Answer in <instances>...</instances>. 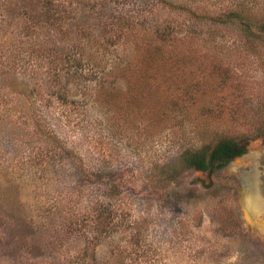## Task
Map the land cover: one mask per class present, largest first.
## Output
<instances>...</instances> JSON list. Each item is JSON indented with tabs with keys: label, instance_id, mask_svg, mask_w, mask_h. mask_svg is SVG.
Returning a JSON list of instances; mask_svg holds the SVG:
<instances>
[{
	"label": "rangeland",
	"instance_id": "374dc122",
	"mask_svg": "<svg viewBox=\"0 0 264 264\" xmlns=\"http://www.w3.org/2000/svg\"><path fill=\"white\" fill-rule=\"evenodd\" d=\"M243 16L264 17V0H55L52 12L0 0V264H264V216L247 211L232 161L209 189L191 184L206 176L194 168L158 180L202 123L236 109L233 130L253 125L264 53ZM35 41L81 68L56 77ZM131 62L150 85L128 89L141 77ZM44 129L59 140L49 150ZM52 149L55 165L40 166Z\"/></svg>",
	"mask_w": 264,
	"mask_h": 264
},
{
	"label": "trees",
	"instance_id": "16d2710c",
	"mask_svg": "<svg viewBox=\"0 0 264 264\" xmlns=\"http://www.w3.org/2000/svg\"><path fill=\"white\" fill-rule=\"evenodd\" d=\"M54 2L55 0H45V7L47 12H52L54 10ZM177 6V5H175ZM180 8H182L179 5ZM243 8V7H241ZM196 15L198 13H195ZM230 19H233L234 16L236 17V13L231 10L229 13ZM219 17V15H218ZM244 17V18H243ZM241 28L244 32V34L247 36L249 42L253 44L252 50H254L253 54H256V56L261 55L264 53V17H260L258 20L254 19L251 16H243ZM225 21H227L225 19ZM120 29V28H119ZM123 30V29H122ZM32 34V32L30 33ZM114 44H111V46ZM34 47H37L36 41L32 44V51L31 54H34L35 59H42L40 62V65L43 63L49 64L52 68V70H55V76L59 77L63 73L71 72L74 67L81 68V64H79L78 60L81 58L77 57L76 54L69 56L67 59L68 61L65 63L61 60L64 59H58L53 58V54H49L47 50H40L35 49ZM48 54V55H47ZM53 56L52 58L48 59V57ZM93 57V56H92ZM169 60H173L174 57L172 55V52H169L168 55ZM37 59V60H38ZM94 63V62H93ZM95 64V63H94ZM93 64V65H94ZM132 62L128 63L125 67H128L130 69H133L134 75L137 77H140V81L138 78H135L137 81L134 84H129V88L131 89L133 87H144L147 85H150L151 80H153L152 75H150L147 70L148 68H144V66L140 65L138 68L134 69L132 66ZM100 66V67H99ZM111 73L110 75H114L113 77L119 78L120 70L122 68V65L120 64V61L115 64H111ZM55 67V69H53ZM95 72H98L101 74V76H107L108 70H107V64L102 63L98 64L96 67ZM140 68H144V70H141ZM157 68V67H156ZM70 70V71H69ZM150 71V70H148ZM157 71L159 69L157 68ZM99 74V75H100ZM129 102V100H125ZM207 111L210 112L212 109L210 107H206ZM212 112V111H211ZM213 112L211 113V115ZM238 114V110L230 109V117L231 120H227L226 122H222L221 124H216V126H210L206 125V123H202L200 126L197 127L198 135H199V141L197 144H193L191 148L186 150L182 155L178 158V164L166 168L163 174L159 177V182L162 185H168L169 182H174L183 172V170L186 169H199V170H205L208 171L213 164H215V169H220L224 167L234 156L239 155L243 152V146L242 142L245 141L247 137L254 136L256 133L260 132L261 129L264 127V103L259 105L256 109H253V111L248 112V116L251 118L250 122H253V125L251 124L249 129H236L233 130L232 126H238V122L236 121ZM217 116V115H216ZM221 116V115H219ZM223 116H221V119ZM239 128V127H238ZM49 136V139L44 144L43 148L45 150H49V148L55 146L59 140H57V135H54L51 137L50 131L47 129H44V133ZM245 133V134H244ZM54 142H53V140ZM201 143V144H200ZM58 155H56L54 149L50 150L49 153L43 154L41 156V159L44 163H40V166L46 165L51 166L52 164L55 165L56 158ZM177 158V159H178ZM52 159V160H51ZM230 183V182H229ZM233 184V183H232ZM234 190H237V187L235 183L233 184ZM117 192V191H116ZM103 217V212H99L97 214V219L100 221ZM98 221V222H99ZM97 223V222H96Z\"/></svg>",
	"mask_w": 264,
	"mask_h": 264
},
{
	"label": "water",
	"instance_id": "95a60500",
	"mask_svg": "<svg viewBox=\"0 0 264 264\" xmlns=\"http://www.w3.org/2000/svg\"><path fill=\"white\" fill-rule=\"evenodd\" d=\"M232 162L242 179L245 193L244 201L247 211L253 219L264 216V134L255 140H249L247 152L235 156ZM242 167V168H241ZM214 165L205 177L197 176L191 184H200L204 188L214 186Z\"/></svg>",
	"mask_w": 264,
	"mask_h": 264
},
{
	"label": "flooded vegetation",
	"instance_id": "af4514ba",
	"mask_svg": "<svg viewBox=\"0 0 264 264\" xmlns=\"http://www.w3.org/2000/svg\"><path fill=\"white\" fill-rule=\"evenodd\" d=\"M247 145H248V142H247V141H246V142H245V141L242 142L243 152H242L241 154H239V155H243V154H245V153L247 152ZM239 155H238V156H239ZM236 156H237V155H236ZM234 158H235V156H234L230 161L234 160ZM230 161H229V162H230ZM229 162H228V163H229ZM228 163H227L225 166H227ZM213 165H214V170H215V164H213ZM213 165H212V166H213ZM212 166H211V167H212ZM201 171L206 172V174H207V172H208L209 170H208V171L201 170ZM213 174H214V171H213Z\"/></svg>",
	"mask_w": 264,
	"mask_h": 264
}]
</instances>
